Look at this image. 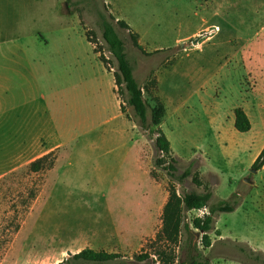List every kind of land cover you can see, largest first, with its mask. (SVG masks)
<instances>
[{
    "label": "rangeland",
    "instance_id": "1",
    "mask_svg": "<svg viewBox=\"0 0 264 264\" xmlns=\"http://www.w3.org/2000/svg\"><path fill=\"white\" fill-rule=\"evenodd\" d=\"M87 1L0 0V264H77L73 256L86 249L117 256L99 264H176L194 245L210 264H264V174L242 171L264 138L231 166L220 153L235 108L244 107L253 133L264 131L251 62L239 61V46L229 43L264 25V0ZM98 12L138 35L145 54L119 29L144 100L153 106L161 96L167 107L160 128L179 162L175 174L196 161L201 187L192 176L179 186L152 169L149 113L136 125L117 95ZM40 34L45 50L32 37ZM123 131L135 146L120 140ZM171 186L177 195L206 186L209 205L234 206L214 216L209 248L191 225L208 208L183 213L175 242L162 237ZM144 254L148 260L135 259Z\"/></svg>",
    "mask_w": 264,
    "mask_h": 264
},
{
    "label": "trees",
    "instance_id": "2",
    "mask_svg": "<svg viewBox=\"0 0 264 264\" xmlns=\"http://www.w3.org/2000/svg\"><path fill=\"white\" fill-rule=\"evenodd\" d=\"M89 2L87 0H79L76 4H84ZM101 27V38L107 46V50L110 54V60L114 68V83L116 86V93L119 97L123 98V103L128 108L132 109L134 114L133 121L138 125V121L141 125L146 124L147 114L149 113V122L152 130L149 129V134L146 135V139L150 141L153 155L151 157V167L153 170L162 171L171 181L176 185H181L187 178L192 176V183L198 187H201V183L197 178V172L192 174V168L197 166L196 161H192L187 164L186 168L179 174H175L179 171V162L171 156L170 143L160 128V124L166 114V107L164 103L157 96L154 97V105H149L143 98L142 86L134 77L133 66L131 65L125 50L124 40L119 34V29H125L129 33L132 45L145 54L141 45L138 42V35L129 31L128 25L122 20H116L109 14L98 12ZM91 42L90 40H87ZM99 53L98 51H94ZM100 62L106 68H110V65L105 58L99 54ZM121 112H125L123 106L120 105ZM234 115V128L239 133H247L251 129V122L246 115L242 107H237L233 110ZM162 157H167L169 162L165 165ZM43 159H38L30 164V170L37 172L40 168L38 164ZM264 165V147L259 153L258 157L251 166V169L258 171ZM205 191L198 192H181L180 195L176 194V190L171 186L169 192V198L163 208L162 213V237H165L169 241H176L179 233V229L182 225V215L184 212L190 210H201L208 208V214L201 218H194L191 225L199 235H201L200 242L202 247L207 249L211 246V239L208 233L212 230V223L214 216L217 213L232 212L234 206L226 201L219 200L215 205H209L214 195L208 187H204ZM188 230V227H187ZM189 231V230H188ZM161 238V235L157 234V240ZM185 254L186 260L178 259L176 264H210V262L203 256L202 252L194 246H190ZM149 255H138L135 259L139 262L148 260ZM117 256L104 251H93L90 249L82 250L73 256V260H79L77 264H99L109 261H115Z\"/></svg>",
    "mask_w": 264,
    "mask_h": 264
},
{
    "label": "crops",
    "instance_id": "3",
    "mask_svg": "<svg viewBox=\"0 0 264 264\" xmlns=\"http://www.w3.org/2000/svg\"><path fill=\"white\" fill-rule=\"evenodd\" d=\"M194 34L195 33L191 34L190 37L193 36ZM32 37L35 39V42H36L38 48L45 50V48L48 47L49 42L46 41L43 36H42L43 39H37L34 36H32ZM232 41H235L236 45L239 46L237 51L234 53L236 55L237 59L239 61H250L251 62V73H252V80H253V86H254L253 91H252V92H254L253 97H255V95L259 94V97L256 96V98H254L253 103L256 105L255 108H256L257 115L259 114L260 119L264 124V96L262 95V94H264V25L259 27V29L252 35V37H249L247 39H245L243 36H241L237 39L235 37V39L232 38L231 40H229V43ZM104 69H105V67H104ZM114 85H115V83H114ZM114 85H113V81H112V87L111 88H112V91L114 93L116 107L118 108V106L120 107V105H118L117 100H116L115 92L113 90ZM159 97L162 101L163 97H161V96H159ZM243 110H244V107H243ZM166 112H167V107H166ZM245 113H246V111H245ZM246 115L248 116V118L250 120V116L247 113H246ZM121 117H122L121 114H117V116H116L117 119H121ZM250 122H251V120H250ZM233 127H234V115L232 114V116L229 119V124H228V131L230 133V136H228V137L225 136L223 138V139H225V141L228 140L229 144H226L224 142L225 148L223 150H221V152H220L221 158L227 167L231 166V164L235 163V160L237 158H239L241 155H244L246 153V151L251 146H253L255 140H257L258 138H262V137L264 138V131L260 134L259 133L255 134L252 132V122H251V129L249 132H247V133H249L248 136H239L238 134H236V130H234L235 128H233ZM123 133H124V131H123ZM218 134H221L220 136L223 137L222 132L218 133ZM120 140L127 141V143H129V145H127L128 147L135 146L134 141L132 140V138L128 134L124 133L123 136L120 137ZM123 146L125 147L126 145L124 144ZM263 147H264V141H263V144L259 147L257 152L252 157H248L247 159H245L243 161V164H244L243 169H242L243 172H244V170H246V168H249L252 166V164L254 163L256 158L258 157V155L261 152V150L263 149ZM135 151H136V158L139 159L138 149L135 148ZM256 174L257 175H263L264 174V165L261 169L256 171ZM253 184H254V180H253ZM221 200L225 201V199H221ZM249 247H251V246H249ZM251 248H253L254 250H258V251H263L262 249H258L257 247H254V246H252Z\"/></svg>",
    "mask_w": 264,
    "mask_h": 264
},
{
    "label": "water",
    "instance_id": "4",
    "mask_svg": "<svg viewBox=\"0 0 264 264\" xmlns=\"http://www.w3.org/2000/svg\"><path fill=\"white\" fill-rule=\"evenodd\" d=\"M198 38L196 40L193 41V45L197 44ZM252 173H256V170L252 169L251 170ZM245 182L249 183L250 181L248 179H245ZM68 255L70 256L71 253L68 252Z\"/></svg>",
    "mask_w": 264,
    "mask_h": 264
},
{
    "label": "built area",
    "instance_id": "5",
    "mask_svg": "<svg viewBox=\"0 0 264 264\" xmlns=\"http://www.w3.org/2000/svg\"><path fill=\"white\" fill-rule=\"evenodd\" d=\"M214 31H217L216 29Z\"/></svg>",
    "mask_w": 264,
    "mask_h": 264
}]
</instances>
